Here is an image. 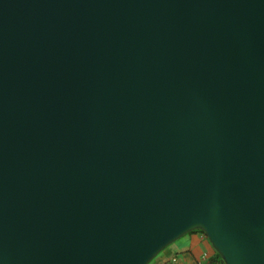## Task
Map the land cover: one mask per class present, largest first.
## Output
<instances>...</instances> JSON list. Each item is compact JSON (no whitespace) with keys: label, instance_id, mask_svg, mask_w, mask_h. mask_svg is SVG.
Segmentation results:
<instances>
[{"label":"water","instance_id":"1","mask_svg":"<svg viewBox=\"0 0 264 264\" xmlns=\"http://www.w3.org/2000/svg\"><path fill=\"white\" fill-rule=\"evenodd\" d=\"M193 231L264 264V0H0V264Z\"/></svg>","mask_w":264,"mask_h":264},{"label":"crops","instance_id":"2","mask_svg":"<svg viewBox=\"0 0 264 264\" xmlns=\"http://www.w3.org/2000/svg\"><path fill=\"white\" fill-rule=\"evenodd\" d=\"M181 241L174 255L170 258L161 255L156 264H210L214 258L215 253L207 239L201 238L199 233H189Z\"/></svg>","mask_w":264,"mask_h":264},{"label":"rangeland","instance_id":"3","mask_svg":"<svg viewBox=\"0 0 264 264\" xmlns=\"http://www.w3.org/2000/svg\"><path fill=\"white\" fill-rule=\"evenodd\" d=\"M181 243H182V241H181V238H180L179 240H177L176 242H174L173 244H171L170 246H168L166 249H164L161 253H159L157 255V257L151 261L150 264H156V261L158 260V258L161 255H165V256H168V258H170V256H172V255H174L176 253V247L179 244H181Z\"/></svg>","mask_w":264,"mask_h":264},{"label":"trees","instance_id":"4","mask_svg":"<svg viewBox=\"0 0 264 264\" xmlns=\"http://www.w3.org/2000/svg\"><path fill=\"white\" fill-rule=\"evenodd\" d=\"M191 233H199V234H203L200 231H193ZM151 263V262H150ZM210 264H223V262L221 261V259L219 258V256L215 253L214 258L211 260Z\"/></svg>","mask_w":264,"mask_h":264},{"label":"built area","instance_id":"5","mask_svg":"<svg viewBox=\"0 0 264 264\" xmlns=\"http://www.w3.org/2000/svg\"><path fill=\"white\" fill-rule=\"evenodd\" d=\"M200 237L206 239L204 234H200Z\"/></svg>","mask_w":264,"mask_h":264}]
</instances>
